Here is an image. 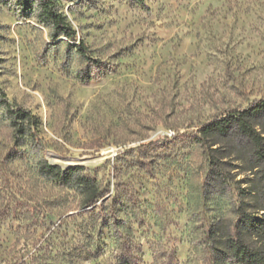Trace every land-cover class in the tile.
<instances>
[{
  "label": "rangeland",
  "instance_id": "obj_1",
  "mask_svg": "<svg viewBox=\"0 0 264 264\" xmlns=\"http://www.w3.org/2000/svg\"><path fill=\"white\" fill-rule=\"evenodd\" d=\"M31 1L0 0V88L35 117L0 106V264H225L210 236L240 198L208 185L193 133L264 98V0H54L72 40ZM45 163L103 197L86 208Z\"/></svg>",
  "mask_w": 264,
  "mask_h": 264
},
{
  "label": "trees",
  "instance_id": "obj_2",
  "mask_svg": "<svg viewBox=\"0 0 264 264\" xmlns=\"http://www.w3.org/2000/svg\"><path fill=\"white\" fill-rule=\"evenodd\" d=\"M36 18L51 27V37L74 39L76 32L55 6L54 0H36ZM31 0H20L23 12L32 8ZM84 53V47L79 46ZM0 106L13 122L24 127L35 124V117L12 105L0 88ZM26 124L25 126L23 124ZM193 137L203 149L208 165V185L230 188L239 196L232 212L235 224L214 226L211 233L215 261L234 264H264V98L252 101L245 109L227 111L201 125ZM42 173L51 181L76 186L84 193V205L93 207L103 197L100 187L84 167L62 170L45 163ZM242 176L243 178L238 179ZM130 250H122L119 264H135Z\"/></svg>",
  "mask_w": 264,
  "mask_h": 264
}]
</instances>
